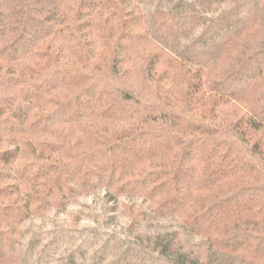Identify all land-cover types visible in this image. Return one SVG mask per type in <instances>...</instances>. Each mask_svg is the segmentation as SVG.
I'll return each instance as SVG.
<instances>
[{
  "label": "trees",
  "instance_id": "trees-1",
  "mask_svg": "<svg viewBox=\"0 0 264 264\" xmlns=\"http://www.w3.org/2000/svg\"><path fill=\"white\" fill-rule=\"evenodd\" d=\"M0 264H264V0H0Z\"/></svg>",
  "mask_w": 264,
  "mask_h": 264
}]
</instances>
